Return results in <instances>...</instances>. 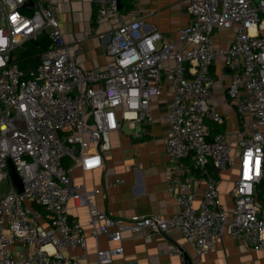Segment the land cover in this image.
I'll return each mask as SVG.
<instances>
[{"label": "built area", "instance_id": "1", "mask_svg": "<svg viewBox=\"0 0 264 264\" xmlns=\"http://www.w3.org/2000/svg\"><path fill=\"white\" fill-rule=\"evenodd\" d=\"M30 1L32 8L26 6ZM94 2L98 22L118 11V0ZM57 10L54 0H0V186L7 189L0 190V264H112L124 254L125 232L148 239L173 229L193 247L186 264H200L225 235L264 250V207L256 199L264 178V0H189L192 22L175 41L146 31L143 17L124 22L111 33L106 70L77 63ZM215 29L232 31L226 47L214 44ZM42 33L51 44L35 67L22 68L16 52ZM221 57L232 72L227 94L245 127L237 147L224 134L210 137L206 124L208 118L222 121L212 103L211 73ZM163 76L173 96L166 116L167 154L175 163L192 157L206 176V187L201 193L195 180L173 181L168 172L177 212L111 217L97 205L101 189L77 181L73 169L102 167L110 133L124 123L153 122L152 101L163 91ZM65 158L72 163L64 165ZM9 161L22 181L21 191ZM207 165L219 170L238 165L232 210L225 207ZM122 182L118 177L107 185ZM70 202L87 209L97 244L94 261L83 224L69 215ZM101 236L113 244L100 247ZM180 252L178 245L168 250Z\"/></svg>", "mask_w": 264, "mask_h": 264}, {"label": "crops", "instance_id": "2", "mask_svg": "<svg viewBox=\"0 0 264 264\" xmlns=\"http://www.w3.org/2000/svg\"><path fill=\"white\" fill-rule=\"evenodd\" d=\"M58 5L57 16L70 52L84 69L106 70L111 63L107 45L113 29L136 17H143L146 31H160L168 40H177L179 30L192 22L188 12L189 0H120L117 13L98 22L94 0H54ZM213 41L218 47H226L232 31L215 29ZM215 82L212 87L213 105L222 121L206 119L210 137L224 134L234 147L244 137L245 127L236 104L227 94L232 72L224 59H218L211 67ZM162 93L152 101L153 122L151 124L124 123L118 131L110 133L111 149L103 156V166L83 172L79 165L73 169V177L90 187L101 189L96 202L98 207L114 218L131 219L150 214L169 216L180 207L170 194L169 179H193L200 192L206 187V176L198 172L192 157L179 162L170 159L166 150L169 123L166 116L171 110L172 94L166 81L162 80ZM128 128V130L125 129ZM71 159L65 158L64 165ZM210 173L216 182L225 207L232 210V189L239 177L238 165L228 170H219L213 165ZM171 174L169 178L168 174ZM118 177L124 182L109 187L107 184ZM200 196L195 205H198ZM70 217H77L87 235L90 259L94 261L97 248L88 225L85 207L69 203ZM264 207L263 205H261ZM101 236L98 245H112ZM124 254L115 256L112 264H186L193 254V247L178 230L145 239L142 233L125 232L122 241ZM178 245L180 254L168 250ZM200 264H264V250H254L231 235H225L212 249L203 255Z\"/></svg>", "mask_w": 264, "mask_h": 264}, {"label": "trees", "instance_id": "3", "mask_svg": "<svg viewBox=\"0 0 264 264\" xmlns=\"http://www.w3.org/2000/svg\"><path fill=\"white\" fill-rule=\"evenodd\" d=\"M27 44L30 45V47L27 46ZM50 44L51 41L49 40L48 36L44 33L39 36L37 42H27L25 44V51L29 52V55L27 57H24L21 52L18 57V62L20 63V66L22 65L24 67H21L25 68V65L28 63L30 66L35 67L39 62V54L45 49H47ZM197 170L199 173H201L200 169L197 168ZM207 170L209 171V173H212L214 175L212 167H209V165H207ZM256 199L261 205L264 206V178L261 179V181L256 186Z\"/></svg>", "mask_w": 264, "mask_h": 264}, {"label": "water", "instance_id": "4", "mask_svg": "<svg viewBox=\"0 0 264 264\" xmlns=\"http://www.w3.org/2000/svg\"><path fill=\"white\" fill-rule=\"evenodd\" d=\"M118 3H119V7L118 9L120 8V0H118ZM28 8H32L33 7V1H30L27 5H26ZM9 166H10V169H11V175H12V178L16 184V186L18 187V190L21 191L22 190V181L20 179V177L18 176L16 170H15V167L13 165V163L11 161H9ZM187 260H189V257L186 258Z\"/></svg>", "mask_w": 264, "mask_h": 264}, {"label": "rangeland", "instance_id": "5", "mask_svg": "<svg viewBox=\"0 0 264 264\" xmlns=\"http://www.w3.org/2000/svg\"><path fill=\"white\" fill-rule=\"evenodd\" d=\"M27 46L30 47V45H28V44H27ZM25 49H26V45H25L22 49H20L19 51H17V52H16V55L19 56V55L21 54V52H22V55H23L24 57H27V56L29 55V52H26ZM21 66H22V65H21ZM29 66H30V65H29L28 63L25 65V67H29ZM22 67H24V66H22ZM125 129L128 130L127 127H125ZM5 187H6V186H5V184L3 183V184L0 186V190L6 192L7 189H5ZM41 209L44 210L42 207H41Z\"/></svg>", "mask_w": 264, "mask_h": 264}]
</instances>
